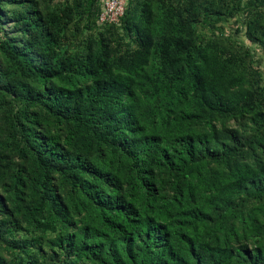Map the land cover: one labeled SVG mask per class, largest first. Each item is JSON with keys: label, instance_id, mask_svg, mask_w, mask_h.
I'll list each match as a JSON object with an SVG mask.
<instances>
[{"label": "trees", "instance_id": "obj_1", "mask_svg": "<svg viewBox=\"0 0 264 264\" xmlns=\"http://www.w3.org/2000/svg\"><path fill=\"white\" fill-rule=\"evenodd\" d=\"M101 6L0 0V264H264V0Z\"/></svg>", "mask_w": 264, "mask_h": 264}, {"label": "built area", "instance_id": "obj_2", "mask_svg": "<svg viewBox=\"0 0 264 264\" xmlns=\"http://www.w3.org/2000/svg\"><path fill=\"white\" fill-rule=\"evenodd\" d=\"M125 0H102L100 23H117L124 11Z\"/></svg>", "mask_w": 264, "mask_h": 264}, {"label": "rangeland", "instance_id": "obj_3", "mask_svg": "<svg viewBox=\"0 0 264 264\" xmlns=\"http://www.w3.org/2000/svg\"><path fill=\"white\" fill-rule=\"evenodd\" d=\"M236 23H237L236 20L231 19V20H229L228 23L226 24V27H228V28H230V29H233V27L235 26ZM236 38L239 39V40H242V42L245 43V44L252 45V44H250V43L248 42V40H246V39L243 37L242 34H237V35H236ZM255 51H256V55H255V57L258 58V57H259V53H260V49L257 48ZM261 67H262V69H263V71H264V61L261 63Z\"/></svg>", "mask_w": 264, "mask_h": 264}]
</instances>
